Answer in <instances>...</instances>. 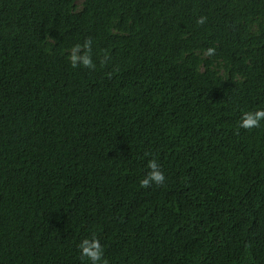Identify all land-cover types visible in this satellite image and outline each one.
Segmentation results:
<instances>
[{"label": "trees", "instance_id": "16d2710c", "mask_svg": "<svg viewBox=\"0 0 264 264\" xmlns=\"http://www.w3.org/2000/svg\"><path fill=\"white\" fill-rule=\"evenodd\" d=\"M262 108L264 0H0V264H264Z\"/></svg>", "mask_w": 264, "mask_h": 264}, {"label": "clouds", "instance_id": "9594fccd", "mask_svg": "<svg viewBox=\"0 0 264 264\" xmlns=\"http://www.w3.org/2000/svg\"><path fill=\"white\" fill-rule=\"evenodd\" d=\"M204 20L200 19L198 23H203ZM85 48L90 52L91 50V41L85 42ZM215 52V49H207V55L211 56ZM73 67L82 64L85 67L91 68L94 67L90 55H77L73 54L70 57ZM264 121V108L257 109L255 111H247L242 113V116L239 121V127L242 129H254L258 128L261 122ZM149 171L146 176L140 181V186L143 188L150 187L153 183L156 185H163L165 182V174L160 168V165L155 159H152L148 162L147 165ZM80 250V256L82 260H86L87 264H107L104 259V248L100 243V240L93 235L91 239L84 238L78 245Z\"/></svg>", "mask_w": 264, "mask_h": 264}]
</instances>
